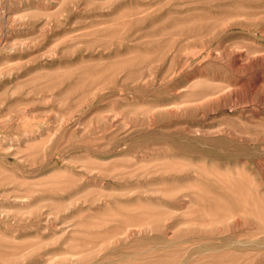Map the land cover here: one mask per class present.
Returning <instances> with one entry per match:
<instances>
[{
	"label": "rangeland",
	"instance_id": "obj_1",
	"mask_svg": "<svg viewBox=\"0 0 264 264\" xmlns=\"http://www.w3.org/2000/svg\"><path fill=\"white\" fill-rule=\"evenodd\" d=\"M0 264H264V0H0Z\"/></svg>",
	"mask_w": 264,
	"mask_h": 264
}]
</instances>
